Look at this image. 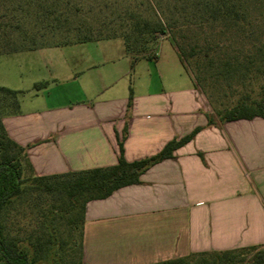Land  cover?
I'll use <instances>...</instances> for the list:
<instances>
[{"label": "crops", "instance_id": "crops-1", "mask_svg": "<svg viewBox=\"0 0 264 264\" xmlns=\"http://www.w3.org/2000/svg\"><path fill=\"white\" fill-rule=\"evenodd\" d=\"M71 45L19 52L44 56ZM103 48L105 55L100 50L74 64L56 60L53 70L60 76L53 79L67 84L56 95L46 84L12 88L24 91L19 112L1 120L9 137L27 147L35 173L114 165L120 139L127 161L141 159L202 128L173 157L149 166L138 183L85 203L83 263L148 264L264 245V118L208 126L202 94L190 82L172 89L153 60L131 65L123 42ZM142 60L148 79L144 88L133 87L128 107V77Z\"/></svg>", "mask_w": 264, "mask_h": 264}, {"label": "trees", "instance_id": "trees-1", "mask_svg": "<svg viewBox=\"0 0 264 264\" xmlns=\"http://www.w3.org/2000/svg\"><path fill=\"white\" fill-rule=\"evenodd\" d=\"M174 6L189 10L181 16L185 28L199 29L191 43L176 39L173 29L179 26L178 19L171 15L163 20L157 0H140L134 7L130 3L124 6V0L95 4L84 0H0V54L121 38L133 65L141 58H156L152 52L156 37L168 35L181 64L190 72L193 87L209 99L206 125L264 118V0H182ZM44 86L45 82L33 84L34 89ZM22 92L0 85V264H46L47 250L55 244L61 254L52 264H84L85 203L138 183L140 174L173 157L174 150L191 140L201 126L172 138L148 157L127 161L120 139L114 165L39 175L27 147L9 137L1 120L19 112ZM131 100L129 87L128 107ZM125 136L126 127L122 138ZM27 194H45L52 201L39 209L44 219L20 235L13 232L14 218ZM148 264H264V245L191 252Z\"/></svg>", "mask_w": 264, "mask_h": 264}, {"label": "rangeland", "instance_id": "rangeland-1", "mask_svg": "<svg viewBox=\"0 0 264 264\" xmlns=\"http://www.w3.org/2000/svg\"><path fill=\"white\" fill-rule=\"evenodd\" d=\"M89 3H97L99 0H84ZM112 1V0H108ZM140 0H124V6L126 3H130V6H135V3ZM161 6V11L158 9L159 16L166 20V16H173L178 19L179 26L174 28L175 37L177 40L188 43L192 42L195 34L199 35V29L192 27H184L185 18L181 16L188 14L189 10H180L178 5H180L182 0H157ZM177 5L178 8H175ZM142 10V7L139 8ZM178 9V10H177ZM97 10V7L94 9ZM156 45L152 52L156 53V58L152 59L156 63V72L159 73L160 80L162 83L171 87L172 89L178 88L179 86H187L188 83L192 85V79L189 71H186L181 64L176 47L170 36H160L156 37ZM121 38H114L111 40H104L95 44L94 42H88L86 44H73L64 48H55L51 50L49 54L44 56H39L37 52H17V53H7L0 54V85L7 86L10 88H32V80H38L37 82H46V86L49 88L48 92L51 95H56L67 86L66 82L59 79H53L57 74V71L53 70V64L56 60H61L62 58L68 59L72 64L76 62V59H84L92 56H97L99 51L105 55V50L103 47L110 45L114 46L117 43H121ZM109 50V49H108ZM109 52V51H108ZM146 60H142L137 64L136 71L133 70L128 77V84H130L131 89L133 87L144 88L145 83L148 79L149 73L146 68H144ZM62 74V73H61ZM60 76V75H59ZM57 78V77H56ZM145 81V82H144ZM256 89L257 83L253 84ZM201 98L203 101V107L206 109V113L211 112V106L209 104V99L203 93ZM202 128V127H201ZM21 207L18 208L14 220L15 227L14 233L23 235L29 230L33 229L38 225L40 221L44 219L41 216L39 209H45V207L52 201V197L45 194L42 195H24ZM14 212V211H13ZM21 230H18V227ZM58 241L56 237L55 242ZM30 250V248H28ZM61 252L57 248V245L51 246L47 250L46 256L43 261L46 264H52L53 258L60 255Z\"/></svg>", "mask_w": 264, "mask_h": 264}]
</instances>
